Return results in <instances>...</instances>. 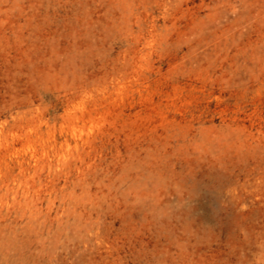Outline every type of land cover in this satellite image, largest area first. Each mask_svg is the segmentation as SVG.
Listing matches in <instances>:
<instances>
[{
    "label": "rangeland",
    "instance_id": "374dc122",
    "mask_svg": "<svg viewBox=\"0 0 264 264\" xmlns=\"http://www.w3.org/2000/svg\"><path fill=\"white\" fill-rule=\"evenodd\" d=\"M0 264H264V0H0Z\"/></svg>",
    "mask_w": 264,
    "mask_h": 264
}]
</instances>
